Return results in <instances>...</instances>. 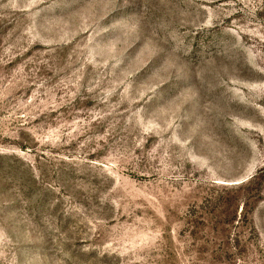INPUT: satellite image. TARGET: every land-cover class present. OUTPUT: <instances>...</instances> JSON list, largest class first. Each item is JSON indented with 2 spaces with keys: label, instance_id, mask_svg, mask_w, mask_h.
Wrapping results in <instances>:
<instances>
[{
  "label": "rangeland",
  "instance_id": "1",
  "mask_svg": "<svg viewBox=\"0 0 264 264\" xmlns=\"http://www.w3.org/2000/svg\"><path fill=\"white\" fill-rule=\"evenodd\" d=\"M0 264H264V0H0Z\"/></svg>",
  "mask_w": 264,
  "mask_h": 264
}]
</instances>
